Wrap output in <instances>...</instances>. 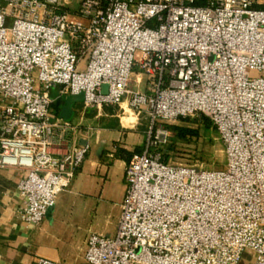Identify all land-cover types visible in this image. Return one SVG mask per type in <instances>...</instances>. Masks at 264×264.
Returning a JSON list of instances; mask_svg holds the SVG:
<instances>
[{
    "label": "built area",
    "instance_id": "2783aa9c",
    "mask_svg": "<svg viewBox=\"0 0 264 264\" xmlns=\"http://www.w3.org/2000/svg\"><path fill=\"white\" fill-rule=\"evenodd\" d=\"M135 66L148 91L131 89ZM54 89L83 93L85 109L129 99L151 118L117 234L88 237V264H264V0H0V167L25 171L32 225L89 151ZM196 115L221 134L223 169L167 160L166 125Z\"/></svg>",
    "mask_w": 264,
    "mask_h": 264
},
{
    "label": "crops",
    "instance_id": "0c3cea01",
    "mask_svg": "<svg viewBox=\"0 0 264 264\" xmlns=\"http://www.w3.org/2000/svg\"><path fill=\"white\" fill-rule=\"evenodd\" d=\"M132 80L134 90L148 91L149 81L143 73L135 72ZM128 106L129 100L119 105L120 110ZM94 111L85 109L82 102L74 105L72 121L81 122L77 124L85 132L81 142L89 151L71 186L40 224H29L20 214L19 187L25 171L0 167V264H36L40 257L88 264V237L117 234L127 193L126 170L133 156L146 148L151 118L148 112L140 116L131 108L118 118H112L116 114L110 110L105 115H112L94 122Z\"/></svg>",
    "mask_w": 264,
    "mask_h": 264
},
{
    "label": "rangeland",
    "instance_id": "374dc122",
    "mask_svg": "<svg viewBox=\"0 0 264 264\" xmlns=\"http://www.w3.org/2000/svg\"><path fill=\"white\" fill-rule=\"evenodd\" d=\"M13 20L8 18L6 26H11ZM136 72L141 71L139 66H135ZM261 75L254 73L253 76ZM133 80H131L132 82ZM133 89V86L131 87ZM129 99H125L127 101ZM130 106L120 110L119 105L106 107L103 106L99 109H94L93 118L94 122L98 118L105 115L108 111H115L116 116H124V112L129 111ZM83 110V107H82ZM130 112V111H129ZM136 112V111H135ZM147 110L142 111L143 116ZM136 114H140L136 112ZM131 118L136 117L135 114H129ZM88 118V113H85V120ZM119 120V119H117ZM81 122H78L79 124ZM118 123V121H117ZM171 132L169 146L166 148V158L168 161L177 164L196 166L203 169H223L227 164L226 146L216 126L213 125L211 120L203 115L189 116L176 120L166 125ZM84 129H81V135H84ZM245 261L252 260V252L247 251L244 254Z\"/></svg>",
    "mask_w": 264,
    "mask_h": 264
},
{
    "label": "water",
    "instance_id": "95a60500",
    "mask_svg": "<svg viewBox=\"0 0 264 264\" xmlns=\"http://www.w3.org/2000/svg\"><path fill=\"white\" fill-rule=\"evenodd\" d=\"M108 86H104V91L107 92ZM52 96L55 99V105L60 109V117L66 121H72L74 114V105L79 102H83L84 94H78L73 96H60L59 91L54 89ZM52 209V208H51ZM50 209V210H51ZM49 210V211H50Z\"/></svg>",
    "mask_w": 264,
    "mask_h": 264
}]
</instances>
